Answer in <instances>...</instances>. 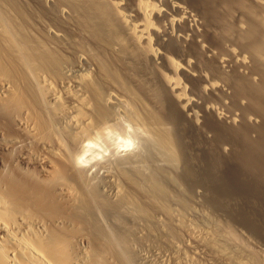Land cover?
<instances>
[{"label":"bare ground","instance_id":"6f19581e","mask_svg":"<svg viewBox=\"0 0 264 264\" xmlns=\"http://www.w3.org/2000/svg\"><path fill=\"white\" fill-rule=\"evenodd\" d=\"M0 264H264V0H0Z\"/></svg>","mask_w":264,"mask_h":264},{"label":"clouds","instance_id":"9594fccd","mask_svg":"<svg viewBox=\"0 0 264 264\" xmlns=\"http://www.w3.org/2000/svg\"><path fill=\"white\" fill-rule=\"evenodd\" d=\"M125 143H126V146H127L128 148L133 147V142H132L131 140H128V141H126Z\"/></svg>","mask_w":264,"mask_h":264}]
</instances>
